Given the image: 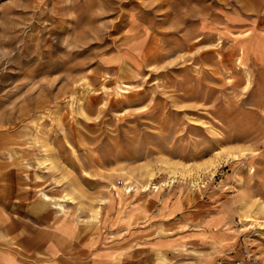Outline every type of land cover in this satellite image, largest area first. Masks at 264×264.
Returning <instances> with one entry per match:
<instances>
[{"label": "rangeland", "instance_id": "obj_1", "mask_svg": "<svg viewBox=\"0 0 264 264\" xmlns=\"http://www.w3.org/2000/svg\"><path fill=\"white\" fill-rule=\"evenodd\" d=\"M262 23L264 0H0V172L97 228L115 202L221 212L264 262Z\"/></svg>", "mask_w": 264, "mask_h": 264}, {"label": "crops", "instance_id": "obj_2", "mask_svg": "<svg viewBox=\"0 0 264 264\" xmlns=\"http://www.w3.org/2000/svg\"><path fill=\"white\" fill-rule=\"evenodd\" d=\"M260 38L264 44V35ZM15 177V171L0 172V264H235L242 259L235 252L238 235L231 219L221 212L190 217L182 214V203L162 200L141 218L137 205L121 214L115 202L97 228L70 212L57 215L38 189L32 193Z\"/></svg>", "mask_w": 264, "mask_h": 264}, {"label": "built area", "instance_id": "obj_3", "mask_svg": "<svg viewBox=\"0 0 264 264\" xmlns=\"http://www.w3.org/2000/svg\"><path fill=\"white\" fill-rule=\"evenodd\" d=\"M235 264H264V262L254 250V247L248 243L243 249L242 259Z\"/></svg>", "mask_w": 264, "mask_h": 264}, {"label": "bare ground", "instance_id": "obj_4", "mask_svg": "<svg viewBox=\"0 0 264 264\" xmlns=\"http://www.w3.org/2000/svg\"><path fill=\"white\" fill-rule=\"evenodd\" d=\"M250 238H251V237H250ZM252 241H253V239H251V242H252ZM251 242H250V243H251Z\"/></svg>", "mask_w": 264, "mask_h": 264}]
</instances>
